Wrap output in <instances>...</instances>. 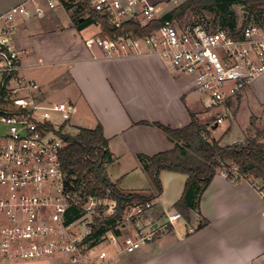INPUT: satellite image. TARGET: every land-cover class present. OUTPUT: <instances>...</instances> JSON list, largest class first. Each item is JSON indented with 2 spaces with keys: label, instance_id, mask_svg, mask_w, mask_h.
Returning <instances> with one entry per match:
<instances>
[{
  "label": "built area",
  "instance_id": "2783aa9c",
  "mask_svg": "<svg viewBox=\"0 0 264 264\" xmlns=\"http://www.w3.org/2000/svg\"><path fill=\"white\" fill-rule=\"evenodd\" d=\"M67 1L75 7L85 3L122 29L119 36L86 38L88 48L100 47L109 58L148 49L174 72L193 77L198 91L208 97L209 107L217 110L212 125L224 123L231 116L227 102L264 74L261 25H239L232 36L221 27L203 23L181 27L165 21L149 35L134 36L123 30V24L135 20L145 25L160 18L164 13L157 4L149 0ZM48 6L56 7V0H48ZM44 15L38 3H21L0 13V86L6 91V96H0V121L7 126L0 135V255L7 264H111L119 255L134 253L153 241L157 233L168 231L182 214L173 209L164 220L146 221L154 200L126 203L121 217L107 224L105 219L118 210L112 190L106 196L91 195L64 169L62 152L65 136L75 127V106L44 97L41 84L23 71L22 51L16 42L22 21ZM221 172L234 181H248L264 198L260 177L240 174L236 165ZM99 219L103 231L96 235Z\"/></svg>",
  "mask_w": 264,
  "mask_h": 264
},
{
  "label": "crops",
  "instance_id": "0c3cea01",
  "mask_svg": "<svg viewBox=\"0 0 264 264\" xmlns=\"http://www.w3.org/2000/svg\"><path fill=\"white\" fill-rule=\"evenodd\" d=\"M21 3L31 6L38 3L45 9L43 17L22 21L16 35L17 46L22 51L23 71L33 78L28 72L29 68L37 65L33 48L41 45L45 38H62L70 42L68 48H60L62 51L56 54L67 56L68 70L61 76L65 85H71L68 97L75 100L70 101L74 106L80 102L86 112L79 123L72 121L75 126H103L113 155L112 162L107 164L113 182L120 180L122 184L134 170L142 179L149 178L138 155L150 156L174 148V141L155 122L181 128L191 122V113H195L202 123L215 130L212 125L214 116L210 118L209 104L206 105L204 94L196 88L193 77L174 72L160 55L144 49L132 55L105 57L101 49L88 48L84 38H78L72 19L63 26L54 16L49 17V10L55 9L57 3L50 9L48 0H0V13ZM49 18L52 22L46 23ZM88 37L90 35L85 39ZM54 42L62 45L58 39ZM33 79L36 80L35 77ZM41 86L44 97H52L49 88ZM262 87L264 74L238 97L229 100L227 107L231 116L226 121L237 119L241 105L248 101L247 91L260 92ZM258 98L264 102V97ZM236 106L238 113L233 119ZM256 116L254 124L250 120L243 136L238 139L228 137L232 125L223 130V134L227 131L223 141L246 140L255 135L256 127L264 129V110ZM261 141H264V134ZM178 173H161V180L164 174L168 179L167 183L162 180L163 191L169 181H176L175 201L177 192L182 189L181 185L184 189L187 179L183 173L179 174L184 177H176ZM260 180L264 182V179ZM120 187L134 189L133 192L142 191V188L127 185ZM151 188L152 185H146L144 189ZM173 205L155 212L151 210L145 220L164 217L167 211L173 210ZM201 222L206 223L198 229ZM141 249L139 256L116 261L138 250L123 253L111 264L115 261V264H264V198L248 181H234L219 170L202 194L199 208L192 211L191 221L187 222L182 217Z\"/></svg>",
  "mask_w": 264,
  "mask_h": 264
},
{
  "label": "trees",
  "instance_id": "16d2710c",
  "mask_svg": "<svg viewBox=\"0 0 264 264\" xmlns=\"http://www.w3.org/2000/svg\"><path fill=\"white\" fill-rule=\"evenodd\" d=\"M61 2L65 8L73 9V4L67 0ZM235 4L245 6L252 15L264 5V0H184L160 18L145 25L135 20H128L123 24V30L131 32L134 36L149 35L165 21L183 24L189 11L205 10L215 15L214 28H224L230 35L235 36L234 33L239 26L235 12L232 10ZM73 11V23L79 31L95 24L103 36L121 35V28L115 27L108 17L89 10L85 3L78 4ZM87 13L89 15L85 17ZM83 16L84 20L79 21ZM248 20L249 17L243 26L249 24ZM0 96H6L2 86H0ZM154 124L174 141L175 146L171 150L150 156L138 155L142 168L151 181V194L126 193L110 179L107 164L112 162L113 155L109 151V140L101 124L94 128L75 126L65 136L67 145L62 152V164L74 182L95 196H106L107 190L111 189L112 196L118 199V210L115 215L105 219L107 224H113L121 217L126 203L154 200L156 195L161 194L163 171L179 172L187 176L182 195L173 205V209L179 211L187 222L191 221L192 211L199 208L202 194L219 170L236 165L240 174H254L264 179V141H261L264 129L258 128L255 135L246 138L243 145H225L223 140L227 131L221 137H215L211 133L212 129L202 123L195 113H191V122L181 128L159 122ZM102 222L103 220H98L96 235L103 231ZM205 223H199L197 228H201ZM159 235L160 233H157L156 237Z\"/></svg>",
  "mask_w": 264,
  "mask_h": 264
},
{
  "label": "rangeland",
  "instance_id": "374dc122",
  "mask_svg": "<svg viewBox=\"0 0 264 264\" xmlns=\"http://www.w3.org/2000/svg\"><path fill=\"white\" fill-rule=\"evenodd\" d=\"M152 3H155L159 6L160 10L162 11V13L168 12L171 9H173L174 7H176L179 2L181 3L184 0H150ZM57 3V7L55 9H51L49 10L50 12H48L49 17H53L57 20H59V22H61V24H63V26L67 25V22L70 21L71 19L73 20V14L74 11L73 9L75 8V5H73V9H67L64 7V5L62 4V2L60 0H56ZM177 4V5H176ZM232 10L235 12L236 15V19L238 22V25H243L246 22V19L249 17L248 22L249 23H253V24H258L264 27V5L260 6L252 15L249 14L248 9L241 5V4H235L232 6ZM87 16V15H86ZM186 20L183 22V24H179L181 27L183 26H187L190 25L191 23H203V24H207L209 27H214V19H215V15L209 11H205V10H191L187 13L186 15ZM48 22L46 23H50L51 18H49L48 20H46ZM73 28H75L78 31V38L82 39L85 37L90 35V36H95L99 33V29L97 28V26L95 24H92L90 26H87L86 28H84L83 30L79 31L75 26H73ZM58 39L60 40L62 43V45L55 44V40ZM80 39V40H81ZM75 40V39H74ZM70 42L68 40L64 41L62 38H50L47 37L43 40V42L41 43V45H37L35 46L34 49V60L36 61L37 65L29 68L28 72L31 76H33V78L35 77L36 80L41 84L47 86L51 92V96L50 98L55 99V100H64L67 102H71L70 100H75L74 97H68V92L70 91V87L71 85H65L64 84V79L62 78V74L65 73V71L68 70V61L65 60L67 59L66 55L61 56L59 54H56L57 51L59 52L62 51L60 48L66 49L68 48L67 45H69ZM93 50L96 49H101L100 47L94 46L92 48ZM64 51V50H63ZM102 51V50H101ZM135 54V53H134ZM130 55V54H129ZM132 55V54H131ZM124 56V55H123ZM119 57V56H118ZM40 58L42 60H40ZM1 79H2V75L0 74V83H1ZM41 84V85H42ZM264 87H262V89L260 90V92H253V91H247V97H248V101L245 102L243 105H241L240 108V112L237 116V119L233 122V120H227L224 123L220 124L219 127L215 130H212V135H214L215 137L219 138L223 135V132L225 131V129H227L228 127H230L232 125V130L231 133H229L228 137L229 138H240L243 136V132L245 130V128L247 127V125L251 122L254 124V122L256 121L257 118V114H259L260 112H262L264 110V102H262L261 100H259L258 97H264ZM204 99H205V103L206 105L209 104V99L207 96L204 95ZM238 106L235 107L234 110V117L233 119L236 117V114L238 113ZM216 109L214 108H209V116L210 118H213V116H215L216 113ZM86 112L84 107L80 104V102L77 103V105L75 106V111L73 113V117L72 120L75 123H79L80 122V118H84ZM233 122V123H231ZM211 128V127H210ZM258 129V127H256ZM212 129V128H211ZM253 130V132H255L254 127L251 128ZM260 129V128H259ZM7 130V126L0 121V135L4 134ZM224 130V131H223ZM168 174V173H165ZM165 174L163 175L164 177L162 178L163 182L167 183L168 179L165 176ZM179 176L176 177H184L182 176L183 174H177ZM123 183H120V180L117 181V185L119 188H121L120 186H130L132 187H136V188H142V191H140L143 194H151L152 193V188L150 190H146L144 189L147 186L151 185V181L149 178H144L143 179L140 177V174L138 171L134 170V171H130V173L124 178V181H122ZM180 188V187H179ZM181 190L179 192H177L178 194V199L181 196L182 190H183V185H181ZM124 192H133L134 189H126V187L121 188ZM165 191V193H164ZM161 194L156 195L155 199H154V204L155 207L152 209L153 212H155V210H160L162 209V207H169L172 206L176 201L174 196H176V181H169V185L167 186L166 190H164ZM161 217V216H160ZM161 220L165 219V215L163 217L160 218ZM141 251H143L142 249L138 250L135 254L130 255V254H125L121 257H119L116 261H122L125 258H130L134 256H139ZM114 262L117 263V262ZM113 263V262H112ZM0 264H7L2 256L0 255ZM19 264H49L48 262H43V261H22Z\"/></svg>",
  "mask_w": 264,
  "mask_h": 264
},
{
  "label": "water",
  "instance_id": "95a60500",
  "mask_svg": "<svg viewBox=\"0 0 264 264\" xmlns=\"http://www.w3.org/2000/svg\"><path fill=\"white\" fill-rule=\"evenodd\" d=\"M84 20V17H81L79 19V21H83ZM219 127L218 123H215L213 125V129H217ZM245 143V140H239V141H233V142H229V141H224V144H231V145H236V144H240V145H243Z\"/></svg>",
  "mask_w": 264,
  "mask_h": 264
}]
</instances>
